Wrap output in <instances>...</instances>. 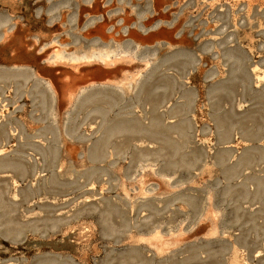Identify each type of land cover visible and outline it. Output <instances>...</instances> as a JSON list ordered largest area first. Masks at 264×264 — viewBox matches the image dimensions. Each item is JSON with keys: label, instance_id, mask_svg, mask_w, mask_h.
<instances>
[{"label": "rangeland", "instance_id": "obj_1", "mask_svg": "<svg viewBox=\"0 0 264 264\" xmlns=\"http://www.w3.org/2000/svg\"><path fill=\"white\" fill-rule=\"evenodd\" d=\"M0 264H264V0H0Z\"/></svg>", "mask_w": 264, "mask_h": 264}, {"label": "bare ground", "instance_id": "obj_2", "mask_svg": "<svg viewBox=\"0 0 264 264\" xmlns=\"http://www.w3.org/2000/svg\"><path fill=\"white\" fill-rule=\"evenodd\" d=\"M118 48V47H117ZM103 49V48H102ZM95 50V49H93ZM120 51V49H118ZM118 50H99L97 51H89L90 53L87 54L86 52H83L81 55L77 54H70L69 58L75 62H86V63H92V62H99V63H111L114 60H117L119 57H124L126 55L125 52H119ZM64 56L63 54H60V57ZM257 71V70H256ZM256 77V76H255ZM262 78V76H260ZM260 78V80H262ZM257 79V78H256Z\"/></svg>", "mask_w": 264, "mask_h": 264}, {"label": "water", "instance_id": "obj_3", "mask_svg": "<svg viewBox=\"0 0 264 264\" xmlns=\"http://www.w3.org/2000/svg\"><path fill=\"white\" fill-rule=\"evenodd\" d=\"M151 38V37H150Z\"/></svg>", "mask_w": 264, "mask_h": 264}]
</instances>
